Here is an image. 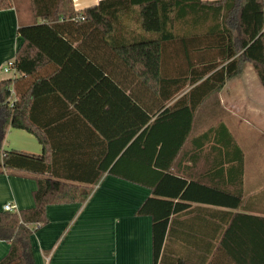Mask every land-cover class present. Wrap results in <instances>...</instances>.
I'll return each instance as SVG.
<instances>
[{
    "label": "trees",
    "instance_id": "1",
    "mask_svg": "<svg viewBox=\"0 0 264 264\" xmlns=\"http://www.w3.org/2000/svg\"><path fill=\"white\" fill-rule=\"evenodd\" d=\"M13 6L0 0V10ZM29 8L17 76L0 80V172L33 174L35 205L0 210V240L10 244L0 264H36L32 236L49 222L48 205L85 201L105 173L150 190L135 213L152 218L153 263L191 264L182 250L193 242L181 230L198 214L189 206L199 172L245 168L230 127L214 123V104L248 64L264 87V0H100L83 9L29 0ZM11 127L34 134L43 151L4 148ZM71 127L75 139L54 142Z\"/></svg>",
    "mask_w": 264,
    "mask_h": 264
},
{
    "label": "crops",
    "instance_id": "2",
    "mask_svg": "<svg viewBox=\"0 0 264 264\" xmlns=\"http://www.w3.org/2000/svg\"><path fill=\"white\" fill-rule=\"evenodd\" d=\"M22 1L26 3L14 0L13 7L0 10V80L17 76L4 72L3 67L15 59L23 43L19 25L33 22L30 9ZM99 1L74 0L77 9ZM218 95L221 103L214 104L219 112L214 123L224 122L230 127L244 150L245 168L242 172L230 167L199 172L198 200L189 206L198 214L185 216L181 230L182 240L193 243L183 247L182 255L191 264H264V87L248 64ZM66 132V138L59 135L63 132H56L54 142L75 139L74 128ZM252 139L249 150L247 143ZM4 148L43 151L34 134L14 127L7 133ZM73 155L67 152V157ZM94 155L95 151L85 158ZM36 187L33 174L0 172V210L8 202L18 211L33 207ZM144 188L105 173L85 201L48 205L49 222L32 236L36 264H154L152 218L135 213L150 194ZM9 248L8 241L0 240V259Z\"/></svg>",
    "mask_w": 264,
    "mask_h": 264
},
{
    "label": "built area",
    "instance_id": "3",
    "mask_svg": "<svg viewBox=\"0 0 264 264\" xmlns=\"http://www.w3.org/2000/svg\"><path fill=\"white\" fill-rule=\"evenodd\" d=\"M84 17H82L83 19ZM3 71L8 73V72H13L14 74L17 73L16 69H15V63H14V59L13 60H9L3 67ZM4 210H8V211H18L17 210V206L12 203V202H8L4 205Z\"/></svg>",
    "mask_w": 264,
    "mask_h": 264
},
{
    "label": "rangeland",
    "instance_id": "4",
    "mask_svg": "<svg viewBox=\"0 0 264 264\" xmlns=\"http://www.w3.org/2000/svg\"><path fill=\"white\" fill-rule=\"evenodd\" d=\"M27 7H28V9H30L29 8V0H26V3L24 2V1H22ZM29 11H31V10H29ZM32 14V13H31ZM32 17H33V15H32ZM253 139H252V141H251V143H247V147L249 148V150H251L252 149V146H253ZM246 145V144H245ZM247 148V149H248ZM144 188V187H143ZM145 190H147L146 188H144Z\"/></svg>",
    "mask_w": 264,
    "mask_h": 264
}]
</instances>
